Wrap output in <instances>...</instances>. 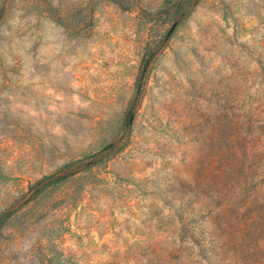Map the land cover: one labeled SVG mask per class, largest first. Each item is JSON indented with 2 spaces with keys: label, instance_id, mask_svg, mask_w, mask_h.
Instances as JSON below:
<instances>
[{
  "label": "rangeland",
  "instance_id": "374dc122",
  "mask_svg": "<svg viewBox=\"0 0 264 264\" xmlns=\"http://www.w3.org/2000/svg\"><path fill=\"white\" fill-rule=\"evenodd\" d=\"M179 1L0 0V264H264V0Z\"/></svg>",
  "mask_w": 264,
  "mask_h": 264
},
{
  "label": "trees",
  "instance_id": "16d2710c",
  "mask_svg": "<svg viewBox=\"0 0 264 264\" xmlns=\"http://www.w3.org/2000/svg\"><path fill=\"white\" fill-rule=\"evenodd\" d=\"M197 3L198 0H180L179 2L174 3L172 8H178L177 10H180L181 7L182 8L180 10L181 14H179V16L174 17L173 21L177 23L178 21L186 17L188 13L196 6ZM56 179H60V178L58 177ZM8 214L10 215V212L0 214V226L3 218Z\"/></svg>",
  "mask_w": 264,
  "mask_h": 264
}]
</instances>
